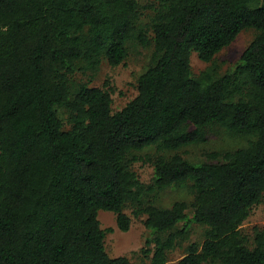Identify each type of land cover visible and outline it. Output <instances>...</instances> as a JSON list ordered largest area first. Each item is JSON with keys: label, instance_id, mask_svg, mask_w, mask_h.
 I'll return each mask as SVG.
<instances>
[{"label": "trees", "instance_id": "16d2710c", "mask_svg": "<svg viewBox=\"0 0 264 264\" xmlns=\"http://www.w3.org/2000/svg\"><path fill=\"white\" fill-rule=\"evenodd\" d=\"M144 10L147 25L137 0H0V264H131L109 256L112 229L99 220L111 212L128 232L127 209L146 216L149 264H169L192 224L206 227L204 242L177 264H264V227L252 238L241 230L264 200V0H156ZM245 30L256 37L233 74L194 76V53L210 64ZM135 44L153 47L151 62L114 113L91 76L103 61L123 64ZM213 126L248 144L203 163L167 155L206 143ZM150 147L155 155L135 156ZM138 161L154 167L148 185ZM187 184L191 204L156 205V194Z\"/></svg>", "mask_w": 264, "mask_h": 264}, {"label": "rangeland", "instance_id": "374dc122", "mask_svg": "<svg viewBox=\"0 0 264 264\" xmlns=\"http://www.w3.org/2000/svg\"><path fill=\"white\" fill-rule=\"evenodd\" d=\"M142 10L140 24L147 25L153 16L151 10H144V7L153 5L156 0H137ZM256 32L254 30H245L239 34L236 40L228 47L224 48L213 62L208 64L201 61L197 54L191 57V65L194 76H200L202 72L209 71L213 77L220 78L235 72L240 59L246 48L255 39ZM153 53V47L144 48L139 45H132L129 50L127 60L116 67H113L103 61L98 73L91 76V86L99 87L111 92L113 101V112L121 111L130 101L138 94L137 82L138 78L148 68ZM88 76L78 74L76 83L80 81H88ZM57 112L66 129L69 128V114L63 108H57ZM249 137L235 135L219 126H213L208 132V140L206 143L195 144L185 147L177 152H170L167 155L178 153L186 160L193 163H203L208 161L206 153L232 151L246 147ZM156 147H150L142 152H135V156L145 158L148 155H155ZM133 171L137 174L140 181L146 185L150 184L154 178V167L150 163L138 161L132 166ZM156 205L164 208L171 207L177 201H185L191 204L193 194L190 184L185 186H174L159 194H156ZM125 213L131 217L132 225L128 232H122L118 229L116 223V215L111 212L100 211L99 220L104 230L112 229L106 234L105 247L110 257H127L131 264H149L150 260L145 256L143 250H146L147 240L151 238V233L144 225L146 216L135 218L132 210L127 209ZM188 215L192 217V211H188ZM183 224L180 225V228ZM255 227H264V200L254 208L248 220L242 226L243 234L253 237ZM190 238L183 241L174 250L169 252V264H177L186 254L187 248L191 243H203L205 239L206 227L198 224L191 225ZM153 245L150 246L153 249Z\"/></svg>", "mask_w": 264, "mask_h": 264}]
</instances>
